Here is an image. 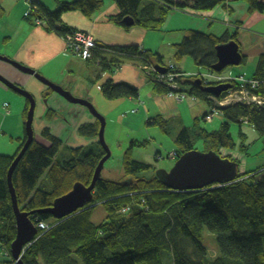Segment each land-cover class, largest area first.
<instances>
[{
	"label": "trees",
	"instance_id": "1",
	"mask_svg": "<svg viewBox=\"0 0 264 264\" xmlns=\"http://www.w3.org/2000/svg\"><path fill=\"white\" fill-rule=\"evenodd\" d=\"M106 1L114 2L119 11L110 17V21L124 29L129 28L123 23L125 18L132 20L135 27L158 30L171 9L209 12L224 6V0H73L61 2L58 9L50 11L32 0L31 14L27 18L32 21L40 18L47 31L63 36L71 31L61 24L63 13L80 12L90 19ZM245 1L250 4V13L264 12V3ZM237 34L229 37L226 32L221 37H214L189 31L176 46V57L188 55L197 66L210 68L217 62L216 45L229 39L240 44ZM107 49L120 56L135 57L143 65L151 62L149 54L139 53L134 46ZM93 53L97 57V52ZM242 57L241 63L246 60ZM256 67L252 77L261 81L256 94L264 97V54L259 55ZM180 80V91L183 92ZM154 85L157 93H166L164 84ZM100 89L107 100L137 96L136 89L111 81H106ZM189 91L187 95L206 101L212 107L210 95L199 87L192 85ZM26 104L25 115L29 107ZM223 111V118L228 122L240 125V118H248V125L260 138L264 137L263 110L240 106ZM228 122L217 132H198L199 139L219 156L220 149L231 150L235 146ZM154 123L159 127L163 124L158 120ZM98 129L97 123L95 136ZM42 136L50 146L45 147L34 140L12 174L18 208L27 214L49 208L76 183L89 186L95 168L105 155L96 143L95 147L73 150L71 160L58 163L55 156L62 143L48 129H44ZM24 140L25 137L14 156H0V242L8 251L15 240L16 228L7 172ZM177 143L181 149L179 156L192 150L191 135L186 130L178 134ZM145 145V142H133L124 152V179L118 182L99 179L96 182L90 209L63 221L46 213L29 216L34 225L44 222L49 231L42 236H39L40 230L37 231L36 241L21 256L19 264H264V165L251 173L236 174L231 184L211 185L190 193L169 191L156 177V169L132 160V149ZM226 159L236 164L235 160ZM46 174L44 181L42 177ZM97 205L104 206L108 216L96 226L90 219L91 209ZM124 207L129 209L126 214L120 213ZM204 229L217 240L218 255L212 259H208L201 242ZM163 253H166L164 257Z\"/></svg>",
	"mask_w": 264,
	"mask_h": 264
},
{
	"label": "crops",
	"instance_id": "2",
	"mask_svg": "<svg viewBox=\"0 0 264 264\" xmlns=\"http://www.w3.org/2000/svg\"><path fill=\"white\" fill-rule=\"evenodd\" d=\"M34 1L50 11H55L58 9L61 2H72L73 0ZM223 4L224 6H217L212 11H203L198 12L197 14L200 13L202 16L205 15L212 18L217 17V19L228 20L232 23L240 22L245 25V27L257 26V23H259L262 18L260 15L256 16L255 12H249L250 4L245 0H224ZM236 6H242L245 9H240ZM218 7L221 8L222 11H219V9H217ZM238 9L244 11L246 15L232 18L235 11ZM26 10L27 6L24 0H0L1 56L33 70L36 74H39L49 82L59 86L64 91L69 92L76 99L88 100L92 104H94V97L102 101V104L108 109L109 114H117L118 118L116 122L121 128H126L132 132L133 125L139 121L143 120L145 121L146 126H154L153 128H157L158 126L154 121L158 120L165 124L164 127L161 128L164 134L174 131L175 143L178 145L176 142L178 134L183 130L189 132V129L191 130L193 127L194 123H192V125L187 123L189 119L191 122L197 121L198 118L204 122H208L204 120V117L208 114L207 111L210 108L208 102L202 101L198 98L195 99L189 95H187L184 101H178L176 96L168 95L169 89H167V87H165L167 90L166 93H157L154 82L143 73L141 61L135 59V57L117 55L112 51H108L110 49L107 48L116 46H134L143 49L151 57L150 66L154 69H156V66H159L160 68L171 66L174 71L186 75L183 80H180L182 82L181 89L183 92L189 94L193 82L196 81L199 75H201L200 77H203L210 72L207 69L206 73H201L199 69H195L199 66L194 63L193 59L192 61L194 64L188 62L185 58L189 57V59H191L188 55L177 58L176 46L183 41V37L188 31L195 30L215 37L226 33V29H221V27L216 25L211 26L205 22L201 23L202 21L199 22L195 19L192 20V18L189 19L188 17L192 15H189L185 11L179 12L174 9H171L166 16L163 25L158 30L142 29L135 26L124 29L110 21V17L118 14L119 11L114 2L106 1L103 8L90 19L84 17L80 12H67L61 15V24L65 29L87 33L96 42L97 47L95 52H97V57L94 55L95 57L93 60L85 61L67 50L66 43L62 36L47 31L44 26H36L34 20L32 21L31 19L25 18L24 14ZM230 32H232V30H230ZM230 32L229 34H231ZM237 35L239 36V46L243 56L248 58L247 55L252 53L255 54L252 57L258 59L260 54H264V45L260 44L264 41L259 39V37L257 38L248 33L241 34L240 31H238ZM159 59L161 62L158 61ZM0 75L23 90L25 89L22 86H30L32 83H36L34 88H36L38 96L41 97L42 100L45 99V101L50 95V92H53L46 86L43 88L44 85L42 84L43 86H41V83L32 76L24 74L4 62L0 63ZM228 76L235 78L231 69H227V71L217 77L215 75H213V77H206L215 82L217 80L219 82H225V78H228ZM106 81H111L113 84L128 85L136 89L137 96L135 98L107 100L103 97L100 89ZM95 83L96 91L94 90ZM185 85L189 86L188 89L184 88ZM29 86L28 90L31 88ZM1 87L4 86L0 84V94H3L8 90L5 87V89ZM27 92L35 98L33 92ZM56 100L57 99H54L53 102ZM25 102L29 105L28 100ZM26 105L27 104H25L23 111L22 106L20 110V113L24 114L25 120L27 115V113L25 115ZM215 105H217V103H215ZM2 109L6 110L5 114L8 113L9 104L4 103ZM98 112L105 116L101 111ZM74 113L75 117L70 116L68 118L69 120H64V124L67 127L71 126V136L74 137L76 141L72 151L79 148L95 147L96 143H98V132L97 136L94 135L97 130V119H95L88 110H86V112L84 110H75ZM50 114L53 115L54 111L44 113L42 117L45 116L46 118H49ZM42 117L39 118L41 119ZM225 122L228 121L223 118L218 128L209 129L203 127L201 130L208 134L214 133L217 132L220 126ZM41 126H43V129L37 133L38 137L42 136L44 129H48L51 134V128L48 125ZM82 128L85 129V134H83ZM239 131L242 132L240 125ZM242 133L246 136L244 132ZM53 137L56 138L55 136ZM145 138L146 136H133L130 139L129 146L133 142H148ZM34 140L45 147L50 146L46 141L39 142V140L37 141L35 138ZM113 141L117 144L119 143V140L114 139ZM201 143L206 146L202 140ZM3 146L6 151H2ZM11 147L13 146L6 145L5 142L1 143L0 156H14L17 151L13 155L8 154L10 151H7V148L11 149ZM140 148L143 147H134V149ZM132 152H134V150ZM173 153L177 154L176 158L173 157L174 160L180 157L179 148L177 152L174 151ZM137 162L160 171L156 165L154 166L142 161ZM263 165L258 166L255 169L263 167Z\"/></svg>",
	"mask_w": 264,
	"mask_h": 264
},
{
	"label": "rangeland",
	"instance_id": "3",
	"mask_svg": "<svg viewBox=\"0 0 264 264\" xmlns=\"http://www.w3.org/2000/svg\"><path fill=\"white\" fill-rule=\"evenodd\" d=\"M261 3H264V0H258ZM244 3V2H240ZM246 5V4H244ZM221 6V5H220ZM240 9H245L242 6H236ZM219 11L222 9L217 8ZM247 9V8H246ZM188 13L189 15L196 14L193 16L188 17L189 19L192 18L196 21L201 23H211V21L217 20L219 23H212L213 25L221 27V29H225L228 23H232L228 20H220L217 17L212 18L209 16H202L200 13L196 11H191L189 9L182 10ZM256 16L260 15L262 18L260 19L257 26H252L251 31H255L258 33L259 39L264 41V12H255ZM246 15L242 10H236L234 16L232 18L241 17ZM187 16V15H186ZM232 21V20H231ZM218 24V25H217ZM236 24V23H233ZM225 31V30H224ZM227 32V31H226ZM229 34V33H228ZM264 45V42L260 43ZM264 47V46H263ZM248 50V49H246ZM255 54L249 53L247 55L245 62L241 63L237 67H227V69H231L234 79H237L239 76L243 78H253L252 76L255 75L257 69V58H253L252 56ZM188 62L194 64L192 59L189 57H185ZM190 60V61H189ZM1 63V62H0ZM195 69H199L201 73H206L207 69L197 67ZM194 69V70H195ZM227 69L225 71H227ZM224 71V72H225ZM233 78V77H232ZM231 79V78H230ZM257 80V79H256ZM227 82V81H225ZM36 83H32L29 87L22 86L26 91H31L34 93V115H33V123L32 128L34 131V138L39 142L46 141L50 144V142L45 139L43 136L38 137V132L42 131L43 126L41 125H48L51 130V134L55 136L61 143V148L58 151L55 161L58 163H62L64 161L71 160L74 156L72 149L76 144L74 137H72L71 126L67 127L64 124V120H69L68 118L75 117V110H84L82 106L70 104L64 98L59 96L56 93L50 92L48 98L42 100L41 97L38 96L36 88L34 85ZM40 84V83H39ZM43 86L42 84H40ZM189 86L185 85L184 88L188 89ZM5 89L4 87H1ZM45 88V86H43ZM94 90L96 91V83L94 85ZM258 92V91H256ZM255 92V93H256ZM54 99H57L53 102ZM26 99L19 94L7 90L5 93L0 94V144L4 143L6 145H11V149L7 148L9 155H13L17 149L20 147L21 141L24 137V123L25 117L24 114L20 113L21 106L22 111L26 104ZM6 103L9 104L8 113L5 114L6 110L2 109V105ZM92 104V103H91ZM94 105V106H93ZM94 109L96 108L98 111H101L105 114V116L101 115L96 109L97 113L104 119V140L106 145L110 150V158L104 163L103 170L101 172V178L108 181L118 182L124 179V170L122 166L123 154L128 149L130 139L133 136L144 137L146 136V146L140 149H133L134 152L131 153L132 160L147 162L152 165H156L160 170L169 171L171 167L174 165L175 161L173 158H170L169 154L173 153L174 151L177 152L179 148V153L181 152L180 146L175 143L174 139V131L164 134L161 130L165 124H160V127L153 128L154 126H146L145 121H139L133 125V132L126 129L121 128V126L116 122L117 114L111 113L109 114L108 109L102 104V101L96 99L94 97V104H92ZM49 111H54V114L46 118L45 116L42 117L44 113ZM209 112V109L208 111ZM88 113V112H87ZM39 117H42L41 119ZM106 119H107V126H106ZM223 118L221 115L214 116L212 120H208V122H204L199 118L197 121L187 122L189 125L193 124L192 129H189V134L191 135V145L192 150L197 152L205 153L206 151L209 152V145L207 144L204 146L199 139L198 132L203 128L207 127L209 129H216L218 128L220 122H222ZM112 122V123H111ZM42 123V124H41ZM172 124V123H170ZM230 134L232 135V141L235 144L234 148L231 150L228 149H220L219 154L230 160H235L236 164H238L237 174L242 175L244 173H251L255 171L256 167L263 165L264 162V137L260 138L258 133L253 130L251 126H247L244 123H241V131L246 134V136L239 131V124L230 122ZM251 127V128H250ZM129 128V127H128ZM243 134V135H242ZM245 136V137H243ZM119 140V143H115L113 140ZM177 142V140H176ZM132 150V151H133ZM2 151H6V149L2 148ZM261 168V167H260ZM258 169V168H257ZM43 180H47V176L44 175ZM91 221L96 224L100 225L104 221L107 220L108 213L104 206L97 205L91 209ZM201 242L205 246L207 251V256L209 258H214L218 255L217 250V240H215L214 234L212 235L206 229H204ZM8 250L5 246L0 242V262H9V257L6 256V252ZM166 253H163V257ZM167 256V255H166Z\"/></svg>",
	"mask_w": 264,
	"mask_h": 264
},
{
	"label": "water",
	"instance_id": "4",
	"mask_svg": "<svg viewBox=\"0 0 264 264\" xmlns=\"http://www.w3.org/2000/svg\"><path fill=\"white\" fill-rule=\"evenodd\" d=\"M123 23L128 27H131L133 25L132 20L128 18H125L123 20ZM216 56L218 58V63L216 64V66L211 67V69L216 73L225 70L228 66L237 67L241 64L243 58L239 52L238 44L233 41L226 43V45L216 46ZM0 61L11 65L24 74L32 76L38 82L64 98L70 104L85 107L90 112V114L100 123L98 143L105 153V155L102 157L97 167L95 168L91 183L88 187L80 183H76L73 185L70 192L55 199L49 208L38 212H31L30 214L21 212L18 208L15 191L12 185V174L25 151L34 141L32 123L35 103L34 98L30 93L0 75V84L2 86L19 94L29 102V108L24 123L25 140L22 144L20 152L15 157L7 172V185L15 217L16 228V236L15 240L10 246V254L11 258L13 260H17L19 264V257L21 255L23 247L31 243L37 235V229L35 225L30 221L29 216L39 213H46L51 215L55 220L62 221L71 217L76 211L83 210L86 204L91 203L92 192L95 188V184L98 179H100L104 163L108 160V158H110L111 154L104 140V120L97 114V112L88 101L74 98L69 92H66L59 86H56L55 84L49 82L39 74H36L33 70L23 67L19 63L11 61L6 57L0 55ZM156 69L160 72L163 71L159 66H156ZM196 84L200 86L201 81L199 79H196L193 85L196 86ZM230 87L231 84L228 83L219 84L216 87H202V90L206 93L208 92L213 94V96L215 97H218L222 92L227 91ZM237 167V164L230 162L226 158H222L211 150L205 153L190 150L180 155V157L177 158L174 165L169 171H157L156 177L169 191H200V189L207 188L211 185L222 186L231 184L236 179Z\"/></svg>",
	"mask_w": 264,
	"mask_h": 264
},
{
	"label": "built area",
	"instance_id": "5",
	"mask_svg": "<svg viewBox=\"0 0 264 264\" xmlns=\"http://www.w3.org/2000/svg\"><path fill=\"white\" fill-rule=\"evenodd\" d=\"M32 0H24V2L27 5V10L24 14L25 18L29 17L31 14V7H32ZM175 10V9H174ZM178 11V10H177ZM196 15V14H192ZM213 23H219V21L215 20L211 21ZM34 24L36 26H42L45 25V22L40 19V18H35L34 19ZM218 25V24H217ZM227 27H225V29H230L234 32L236 31H240V27L239 25H235L232 23H228L226 25ZM65 43H66V48L69 52L75 54L76 56L82 58L83 60H91L92 59V54L90 52V50L92 49V47L94 46V44L92 43V41L90 40V38L82 33H66L65 35L62 36ZM166 70H171L173 71V73H166L165 71L162 73H157V71L152 67V66H146L143 68L144 74L154 83L156 84H164L167 89H169L168 91V95L169 96H176V99L178 101H184L187 97V94H185L184 92L180 91V85H179V80L183 79L185 77L184 74H181L177 71H174L172 69L171 66H168V68ZM226 81L228 82L229 80H232L234 82H236L235 85H237V89H239L238 91L229 94L228 98L222 101H219L216 105V108H219L221 106H224L226 103L229 102H233V101H238L239 98V94L242 93V90L244 87L248 86L249 84L253 87L256 88V91H258L259 86L261 84V81L256 80V79H246L243 77H238L237 79H230V77L228 76V78H225ZM222 82V81H220ZM255 91V92H256ZM253 99V103H255V105L259 108H264V97H262L261 95H257L256 93L253 95L252 97ZM219 111H215L214 108H212L208 115H206V117L204 118L205 121L210 120L213 116H219ZM171 158L173 157H177L176 153L170 154L169 155ZM128 208L124 207L120 210V213L126 214L128 213ZM37 230H42V229H49V227L44 223V222H39L38 224L35 225ZM39 238V236H38ZM37 239V238H36ZM36 239H34V241H32L31 243L27 244L21 252V255L19 258H21V256L26 252V250L32 245L33 242L36 241ZM6 256L9 257V262L8 264H18L17 260H13L11 258L10 255V251L6 252Z\"/></svg>",
	"mask_w": 264,
	"mask_h": 264
},
{
	"label": "bare ground",
	"instance_id": "6",
	"mask_svg": "<svg viewBox=\"0 0 264 264\" xmlns=\"http://www.w3.org/2000/svg\"><path fill=\"white\" fill-rule=\"evenodd\" d=\"M212 23L213 22H211V23H207V24H209V25H211L212 26ZM233 24V23H232ZM236 24H237V22H236ZM235 24V25H236ZM237 25H239V27H240V33L241 34H252V35H254L255 37H257L258 38V33L257 32H255V31H251V28L250 27H245V25H243L242 23H238ZM133 26V25H132ZM214 26V25H213ZM195 31V30H194ZM189 32V31H188ZM196 32H199V31H196ZM69 33H82V34H85V35H87L89 38H90V40L92 41V43L94 44V46L92 47V49L90 50V52H91V54H92V58H93V56H94V53H93V51H95V49H96V47H97V45H96V42L94 41V39L90 36V35H88L87 33H84V32H81V31H75V30H71ZM200 33H202V32H200ZM204 34V33H203ZM206 34V33H205ZM207 35H209V34H207ZM234 34H228L227 36H229V37H232ZM216 37H221V36H216ZM230 41H233V42H235L234 40H232V39H229L226 43H228V42H230ZM226 43H221V44H218V45H226ZM236 43V42H235ZM238 44V43H237ZM218 45H216V46H218ZM238 46H239V44H238ZM138 52L140 53H143V54H145L146 52L143 50V49H141V48H138ZM239 52H241L240 51V46H239ZM146 54H148V53H146ZM241 54V53H240ZM215 55H216V47H215ZM216 58H217V56H216ZM218 63V58H217V62H216V64ZM216 64L215 65H213V66H216ZM151 64L150 63H148V64H142V70H143V68L144 67H146V66H150ZM213 66H211V67H213ZM211 67L210 68H206V69H208L209 70V74L208 75H206V76H210V77H213V75H215L216 77L217 76H219L220 74H222V73H224V71L227 69H225V70H223V71H221V72H215V71H213L212 69H211ZM228 67H231V66H228ZM201 68H203V67H201ZM205 69V68H204ZM165 72L166 73H173V71H171V70H165ZM201 75H199V77L197 78V79H199L200 81H201V85L199 86V85H197L196 84V86L197 87H199V89L201 90V91H203L202 90V87H208V86H210V87H216L217 85H219L220 84V82L217 80L216 82L214 81V80H211V79H209V78H207L206 76H203V77H200ZM205 78V79H204ZM194 83V82H193ZM193 85V84H192ZM193 86H195V85H193ZM195 86V87H196ZM239 89H237V85H231V87L230 88H228V90L227 91H224V92H222L218 97H215V96H213V94H211V93H206L205 91H203L204 93H206V94H209L210 95V99H212V101H213V103H212V107H210L209 108V111L212 109V108H214V110L215 111H219V115H221L222 117L224 116V111L223 110H225V109H229L230 107L232 108V107H240V106H242V107H245V108H248V109H250V108H254L255 110H257V111H261V110H263L264 111V108H259V107H257L256 105H255V103H253V99H252V97H253V95L255 94V91H256V88H253L250 84L248 85V86H246V87H244L243 88V90H242V93H240L239 94V98H238V101H233V102H229V103H226L224 106H221V107H219V108H216V105H215V103H218L219 101H222V100H225V99H227L228 98V96H229V94H231V93H234V92H236V91H238ZM84 101H88V100H84ZM89 102V101H88ZM90 103V102H89ZM91 104V103H90ZM92 105V104H91ZM93 107V106H92ZM83 108H85V107H83ZM94 108V107H93ZM86 109V108H85ZM87 110V109H86ZM95 110V109H94ZM96 111V110H95ZM97 112V111H96ZM98 115H99V113H97ZM100 116V115H99ZM101 117V116H100ZM96 119V118H95ZM104 120V119H103ZM98 121V120H97ZM239 121H241L242 123H245V124H249V121H248V118H240V120ZM98 124H99V128H100V123H99V121H98ZM98 132H99V129H98ZM83 148H81V150H82ZM56 157V156H55ZM103 170V169H102ZM102 172V171H101ZM94 174V173H93ZM44 176V175H43ZM46 176H47V174H46ZM93 177V176H92ZM100 179H101V176H100ZM42 180H43V177H42ZM92 180V179H91ZM99 180V179H98ZM91 183V182H90ZM90 185V184H89ZM96 185V184H95ZM88 187V186H87ZM208 188V187H207ZM95 189V188H94ZM204 189H206V188H202V189H200V190H204ZM94 191V190H93ZM184 192V191H183ZM190 192H194V191H190ZM190 192H188V193H190ZM92 194H93V192H92ZM91 203H89V204H86V206H85V208L83 209V210H86V209H90L92 206L90 205ZM83 210H78V211H76L72 216H76V215H78V214H80V213H82L83 212ZM71 216V217H72ZM70 218V217H69ZM65 220V219H64ZM63 221V220H62ZM49 231V229H42L41 231H40V235L39 236H42L43 234H45V233H47Z\"/></svg>",
	"mask_w": 264,
	"mask_h": 264
},
{
	"label": "clouds",
	"instance_id": "7",
	"mask_svg": "<svg viewBox=\"0 0 264 264\" xmlns=\"http://www.w3.org/2000/svg\"><path fill=\"white\" fill-rule=\"evenodd\" d=\"M26 4V3H25ZM27 6V5H26ZM93 59V58H92ZM91 59V60H92ZM91 60H87V61H91ZM86 61V60H85ZM168 67H162L161 69L163 70L162 72H164L166 69H167ZM157 72H159V73H162V72H160V71H158L157 69H155ZM143 71V70H142ZM143 73H144V71H143ZM36 225V224H35ZM38 231V230H37ZM34 239H36V237L34 238Z\"/></svg>",
	"mask_w": 264,
	"mask_h": 264
},
{
	"label": "flooded vegetation",
	"instance_id": "8",
	"mask_svg": "<svg viewBox=\"0 0 264 264\" xmlns=\"http://www.w3.org/2000/svg\"><path fill=\"white\" fill-rule=\"evenodd\" d=\"M23 144V143H22Z\"/></svg>",
	"mask_w": 264,
	"mask_h": 264
}]
</instances>
